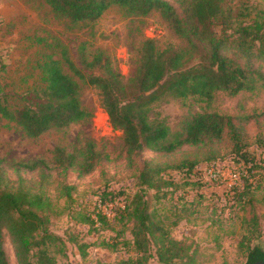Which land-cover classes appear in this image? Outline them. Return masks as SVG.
Wrapping results in <instances>:
<instances>
[{
    "label": "trees",
    "instance_id": "obj_1",
    "mask_svg": "<svg viewBox=\"0 0 264 264\" xmlns=\"http://www.w3.org/2000/svg\"><path fill=\"white\" fill-rule=\"evenodd\" d=\"M53 14L72 23L97 20L107 9L117 6L127 14L144 16L151 11L160 13L173 31L186 40V50L168 47L156 48L152 39H146L135 75L127 82L111 70V63L100 57L83 59L86 68L100 67L96 74L80 72L70 66L87 84L99 91L100 103L112 127L122 132L121 155L133 171L138 189L129 195L123 207H118L119 219L131 223V241H124L128 255L117 264H146L152 256L160 264H196V250L172 237L160 220L153 218L149 192L178 189L180 182L173 176L182 173L185 181L202 164L216 162L224 157L248 171L264 174V160L260 164L256 155L248 150L243 128L232 116L216 112L190 115L181 124V130L171 132L163 120L150 119L152 104L166 98L184 99L189 96L211 101L217 92L234 96L241 91H253L264 86V9L249 22L233 24L231 9L225 0H45ZM101 60V61H100ZM190 60L195 62L190 63ZM44 86L39 99L20 107L9 104L0 94V116L15 122L26 135L38 137L49 130H59L82 120L87 111L80 101V84L64 72L55 60L41 65ZM2 88L0 86V93ZM227 138L230 150L219 154L216 143ZM183 145L208 147L204 159H182L173 165L139 159L144 150L160 155L173 154ZM107 153L96 149L93 141L85 139L77 153L57 146L51 165L42 158L5 163L0 158V264H9L5 237L13 247L17 264H56L47 255L46 246L60 242L50 226L59 212L45 188L55 178L73 171L85 176L104 162ZM10 170L14 177H11ZM34 173V176H29ZM184 182V181H183ZM188 181L185 182L187 184ZM249 188V187H248ZM58 197L71 203L75 186L57 180ZM120 194L104 189L103 202H112ZM244 196H238L240 203ZM104 221V215L98 213ZM73 217L91 225L90 215L75 210ZM245 232L238 241L237 251L245 263L264 260V246L250 243L261 232L258 216L253 212L244 217ZM85 245L81 246L84 250ZM36 250L37 259H31Z\"/></svg>",
    "mask_w": 264,
    "mask_h": 264
},
{
    "label": "rangeland",
    "instance_id": "obj_2",
    "mask_svg": "<svg viewBox=\"0 0 264 264\" xmlns=\"http://www.w3.org/2000/svg\"><path fill=\"white\" fill-rule=\"evenodd\" d=\"M225 5L231 9L236 25L255 18L264 9V0H225ZM146 39H152L159 50L168 47L186 50L188 47L186 40L177 35L157 11L136 16L112 6L95 21L72 23L56 17L45 0H0V94L14 107L34 103L44 86L41 65L55 60L79 82L80 101L87 111L82 120L38 137L26 135L15 122L0 116V158L7 164L42 158L51 165L57 146L77 153L85 139L93 141L96 149L107 153L109 158L85 176L67 171L45 187L59 212L50 229L61 241L46 246L47 255L56 264H117L128 255L124 241H131V223L125 218L119 219L116 209L123 207L138 187L132 178L133 171L121 155L122 132L110 125L98 89L82 80L70 63L82 73L98 74L102 69L86 68L83 59L100 57L101 65L107 59L111 70L127 83L136 73ZM193 62L195 60H190L189 64ZM202 112L232 116L243 128L248 150L256 155L258 163H263V85L234 96L217 92L211 101L193 96L169 97L152 104L148 115L150 119L163 120L171 132H178L187 117ZM230 146V141L224 138L214 148L224 154L229 152ZM209 151L208 147L183 145L167 155L144 150L139 159L175 165L182 159H204ZM230 158L200 165L188 177L187 184L186 174L173 172L180 182L178 189L149 192L153 218L160 220L172 237L196 250V264H243L245 258L237 251V245L245 232L244 217H250L253 212L258 216L261 232L250 243L264 246V174L256 169L249 172ZM10 175L14 177L12 170ZM57 180L75 186L72 203L57 196ZM104 189L120 195L112 202H103L100 193ZM238 196H244L240 203ZM78 209L90 215L91 225L73 217ZM98 213L104 215V221ZM82 245H85L84 250ZM5 248L9 264H17L7 235ZM32 254L31 259L35 261L38 253L33 250ZM146 264L160 263L152 256Z\"/></svg>",
    "mask_w": 264,
    "mask_h": 264
},
{
    "label": "water",
    "instance_id": "obj_3",
    "mask_svg": "<svg viewBox=\"0 0 264 264\" xmlns=\"http://www.w3.org/2000/svg\"><path fill=\"white\" fill-rule=\"evenodd\" d=\"M245 264H264V260H256V261L245 263Z\"/></svg>",
    "mask_w": 264,
    "mask_h": 264
}]
</instances>
